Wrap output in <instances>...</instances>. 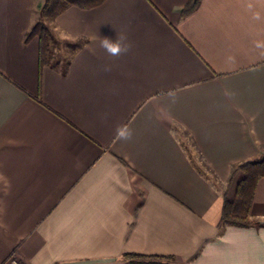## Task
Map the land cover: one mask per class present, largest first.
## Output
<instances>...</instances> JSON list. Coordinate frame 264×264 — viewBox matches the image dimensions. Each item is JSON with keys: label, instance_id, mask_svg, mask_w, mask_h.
<instances>
[{"label": "crops", "instance_id": "0c3cea01", "mask_svg": "<svg viewBox=\"0 0 264 264\" xmlns=\"http://www.w3.org/2000/svg\"><path fill=\"white\" fill-rule=\"evenodd\" d=\"M43 1L0 0V264H264V177L221 222L264 158V0L72 5L45 64Z\"/></svg>", "mask_w": 264, "mask_h": 264}, {"label": "trees", "instance_id": "16d2710c", "mask_svg": "<svg viewBox=\"0 0 264 264\" xmlns=\"http://www.w3.org/2000/svg\"><path fill=\"white\" fill-rule=\"evenodd\" d=\"M105 0H44L40 6L38 20L30 29L27 39L38 37L40 40L41 61L45 64L53 59L52 30L58 16L72 5L81 8H92L101 5ZM201 0H188L183 16L189 15L200 5ZM236 186L232 196H225L221 222L230 221L234 224L248 226L251 224V207L259 180L264 177V158L252 160L237 167ZM126 258L157 259L159 255L127 253ZM170 257V256H168Z\"/></svg>", "mask_w": 264, "mask_h": 264}, {"label": "clouds", "instance_id": "9594fccd", "mask_svg": "<svg viewBox=\"0 0 264 264\" xmlns=\"http://www.w3.org/2000/svg\"><path fill=\"white\" fill-rule=\"evenodd\" d=\"M100 46L110 56H118L121 53L129 51V49L131 48V44L126 42V37L119 35H117V38L115 40L108 37H104L100 41ZM121 135L123 136V138L127 139L130 138L131 133L129 132L126 136H124L123 133Z\"/></svg>", "mask_w": 264, "mask_h": 264}, {"label": "built area", "instance_id": "2783aa9c", "mask_svg": "<svg viewBox=\"0 0 264 264\" xmlns=\"http://www.w3.org/2000/svg\"><path fill=\"white\" fill-rule=\"evenodd\" d=\"M2 264H23V263H21L18 257L13 255L7 258Z\"/></svg>", "mask_w": 264, "mask_h": 264}, {"label": "rangeland", "instance_id": "374dc122", "mask_svg": "<svg viewBox=\"0 0 264 264\" xmlns=\"http://www.w3.org/2000/svg\"><path fill=\"white\" fill-rule=\"evenodd\" d=\"M42 1H43V0H42ZM53 25H54V24L50 25L51 30H52ZM52 35H53V30H52ZM53 37H54V36H53ZM52 40H53V39H52ZM66 52H67V53H70V52H71V49L67 47ZM67 53H66V54H67Z\"/></svg>", "mask_w": 264, "mask_h": 264}]
</instances>
